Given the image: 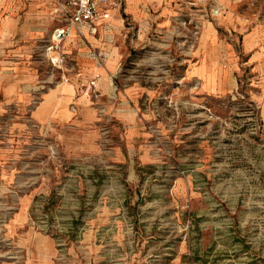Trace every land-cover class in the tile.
Masks as SVG:
<instances>
[{"label":"rangeland","instance_id":"rangeland-1","mask_svg":"<svg viewBox=\"0 0 264 264\" xmlns=\"http://www.w3.org/2000/svg\"><path fill=\"white\" fill-rule=\"evenodd\" d=\"M45 18L28 37L25 17L13 40L0 36V264H30L31 233L53 241L50 264H264V73L251 61L264 53V0H129L112 30L65 42L68 66L117 55L149 162L71 158L31 120L68 67L48 59ZM210 34L235 84L216 94L197 74ZM12 82L27 103L6 97Z\"/></svg>","mask_w":264,"mask_h":264},{"label":"crops","instance_id":"crops-1","mask_svg":"<svg viewBox=\"0 0 264 264\" xmlns=\"http://www.w3.org/2000/svg\"><path fill=\"white\" fill-rule=\"evenodd\" d=\"M56 7L54 0H0V36L6 40H13L7 37L17 33L19 19L25 17L27 22L23 32L26 35L24 37H28L27 28L30 21L45 18L48 12L51 17L45 20L53 24L55 28L60 24L55 12ZM127 7H129V0ZM24 10H27L25 16L22 14ZM5 14L8 15L5 17ZM117 20L114 18L107 25L101 26L99 34L90 35L87 40L97 39L101 34L112 30L113 22ZM212 36L213 34H210L208 39L207 52H205L206 47L201 46L203 59L197 68L198 77L201 79V89L208 94L229 91L235 86L231 80L233 67L230 70H224L219 66V51L215 44L211 43ZM255 38H253L252 43H255L253 46L245 45L247 50L254 49L259 42L258 35ZM70 40L85 39L73 36L65 42ZM65 42L64 49L70 58V51ZM12 50L17 53L26 51L23 47H15ZM101 51L107 61L113 50L110 53ZM80 60L83 63L82 67L68 66L65 71L68 73H63L65 80L41 93L40 101L32 108L31 120L38 128L56 137V141H60L62 145L63 153L71 158L95 157L99 159L97 160L99 163L105 160L110 161L111 158L115 163H123L127 162L129 157L138 155L144 162L151 161L150 151L144 142L145 136H142L139 130L137 113L128 106L134 98L131 95L126 96L114 86L116 83L114 79L122 71L120 66L116 65L117 55L113 62L105 64H98L87 57ZM251 61L255 64L256 72L264 73L263 52L257 51L251 54ZM92 80H95L97 84V91H99L97 96L90 88ZM262 82L264 88V79ZM5 95L16 102L27 103L29 100L18 82L10 83ZM261 99L264 117V93ZM113 136L115 144L109 147ZM20 217L24 220L25 214H21ZM26 248L29 251L30 264H50L54 254V244L51 239L31 233L28 236Z\"/></svg>","mask_w":264,"mask_h":264},{"label":"built area","instance_id":"built-area-1","mask_svg":"<svg viewBox=\"0 0 264 264\" xmlns=\"http://www.w3.org/2000/svg\"><path fill=\"white\" fill-rule=\"evenodd\" d=\"M54 2L60 24L54 28L52 41L47 45L46 51L54 67L65 69L69 63V56L64 49V42L73 36L87 40L90 35L99 34L101 26L107 25L126 11L128 0H54ZM220 13V8L213 11L214 16H219ZM91 55L97 60L104 58L101 50H92ZM114 86L118 88L117 83ZM90 88L97 96L99 91L95 80L90 82Z\"/></svg>","mask_w":264,"mask_h":264}]
</instances>
